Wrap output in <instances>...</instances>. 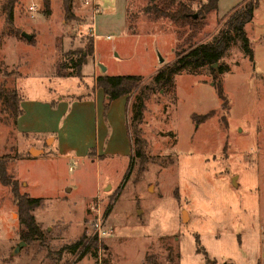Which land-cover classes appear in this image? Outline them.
Instances as JSON below:
<instances>
[{"label":"rangeland","instance_id":"rangeland-1","mask_svg":"<svg viewBox=\"0 0 264 264\" xmlns=\"http://www.w3.org/2000/svg\"><path fill=\"white\" fill-rule=\"evenodd\" d=\"M9 1L11 22L3 10ZM70 1L66 19L63 0H0V83L24 99H55L73 81L63 76L75 71L69 59L93 42L81 70L88 84L93 61L97 76L141 77L128 104L133 152L100 161L58 160L47 151L31 158L34 133L17 128L0 97V264H264V0H218L215 10L184 23L143 10L167 0H96L94 37L87 34L90 8ZM178 1L194 18L207 2ZM247 1L254 5L242 25L250 55L231 30L215 67L187 65L153 82L191 48L211 42ZM193 114L208 115L198 121ZM135 137L144 143L142 157ZM97 188L113 231L82 255V247H68L89 233ZM16 193L41 200L32 215L42 237L12 253L23 240Z\"/></svg>","mask_w":264,"mask_h":264},{"label":"crops","instance_id":"crops-1","mask_svg":"<svg viewBox=\"0 0 264 264\" xmlns=\"http://www.w3.org/2000/svg\"><path fill=\"white\" fill-rule=\"evenodd\" d=\"M92 63V80L89 84L82 75L83 64L80 77H65L73 81L69 80L61 87L62 94L55 99L20 97L21 113L16 123L22 132L34 133L31 146L38 153L30 155L31 158L38 159L46 151L47 154L53 153V157L58 160L91 157L100 161L131 156L133 146L128 128L129 98L120 96L106 102L103 90L95 84L96 65L94 61ZM96 191L95 198L101 190L97 188Z\"/></svg>","mask_w":264,"mask_h":264},{"label":"trees","instance_id":"trees-1","mask_svg":"<svg viewBox=\"0 0 264 264\" xmlns=\"http://www.w3.org/2000/svg\"><path fill=\"white\" fill-rule=\"evenodd\" d=\"M153 1V0H150ZM49 1H47L48 3ZM218 0H207L204 5H201L200 9L197 11V18H194L190 7L178 0H167L162 3V5H157L152 3L147 5L143 10L147 13H152L156 18L169 17L176 23H184L187 21H196L199 17L203 16L205 13H209L212 10L217 8ZM46 3V4H47ZM70 0H63V10L64 16L66 19L72 16ZM176 4L177 8L171 10V7ZM254 5L247 1L237 8L232 10L229 13L228 18L224 22V29L220 30L219 34L212 39L211 42L200 44L197 47L191 48L187 53L179 57L174 62L171 70H160L156 75L153 76L152 80L156 84L167 82L168 72L174 73L179 68H183L187 65H191L192 68H196L202 64L216 63L219 59L221 53L228 46V39L231 30H234L237 37L242 41L245 51L250 55L251 51L246 45V38L242 31V25L244 22L249 21L252 18ZM7 16V22L12 21V12H13V2L9 1L5 4L4 9ZM32 35V34H31ZM91 40V39H90ZM29 42H33V35ZM93 53V42H88L86 50L78 54L77 58L69 59L68 66L72 67L74 73L63 74L65 77L72 75H79L81 66L86 62V57ZM60 67H65V65H60ZM59 76V75H58ZM62 76V75H60ZM170 76V75H169ZM214 78L216 77L214 75ZM141 77L138 75H107L102 73L95 78V84L97 87L101 88L105 94L106 102L118 98L120 96H125L129 98L131 92L138 87ZM217 94L220 98H224L222 90L217 86ZM140 94H143V92ZM0 97L8 110V113L15 120L21 113L19 106L20 97L15 90L4 88L3 84L0 83ZM141 103H134L133 107V118L134 120H139L140 118V106ZM205 115H196L193 114V117H196L198 121L203 120L207 117ZM195 118V119H196ZM134 145L136 146V156H143V141L139 137L134 138ZM2 169V168H1ZM0 169V170H1ZM1 175H4L3 171H0ZM16 207L18 213V222L23 227L21 231V238L25 243H29L34 239H39L42 237V231L37 225L32 211L40 205L41 200L39 198H32L25 193L19 194L16 193ZM111 204V203H108ZM82 247V255L91 250H96L97 242L94 238L87 239V236L81 235V237L75 241L68 248L72 251H76ZM65 248V247H63Z\"/></svg>","mask_w":264,"mask_h":264},{"label":"built area","instance_id":"built-area-1","mask_svg":"<svg viewBox=\"0 0 264 264\" xmlns=\"http://www.w3.org/2000/svg\"><path fill=\"white\" fill-rule=\"evenodd\" d=\"M81 3L83 7L90 8V20H89L90 23L87 28V34L91 37H94L95 36L94 19L95 16L99 13V7L97 5L96 0H81ZM35 8H36L35 4H31L27 7L29 11H34ZM98 197L99 196L95 198V201L97 203L96 207L92 208L94 216L90 224L89 233H87V236L94 238L98 244H101L102 240L107 238L110 234H112L113 230L111 227L107 225L104 211L103 210L101 211L100 205L98 204L100 203Z\"/></svg>","mask_w":264,"mask_h":264},{"label":"water","instance_id":"water-1","mask_svg":"<svg viewBox=\"0 0 264 264\" xmlns=\"http://www.w3.org/2000/svg\"><path fill=\"white\" fill-rule=\"evenodd\" d=\"M193 17H196V14H194ZM21 36H22L23 38H25L27 41H29V40L32 38V35H31V34H28V33H26V32H21ZM99 67H100V70H101L102 72L105 71V67H104L103 65L99 64ZM212 67H215L214 64L212 65ZM109 188H110V185H107V186L105 187V190H108ZM24 245H25V242H24V241H21V242H20V243H19V244L13 249L12 253H16V252H18L19 249H20L22 246H24Z\"/></svg>","mask_w":264,"mask_h":264}]
</instances>
